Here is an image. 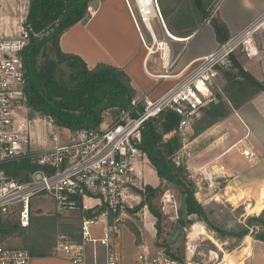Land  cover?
Here are the masks:
<instances>
[{"label":"built area","instance_id":"1","mask_svg":"<svg viewBox=\"0 0 264 264\" xmlns=\"http://www.w3.org/2000/svg\"><path fill=\"white\" fill-rule=\"evenodd\" d=\"M125 1L139 29L137 14L130 0ZM135 2L141 21L152 37V43L148 44L141 33L143 43L149 54L160 53L164 69L160 76H174L172 35L167 30L159 0ZM154 17L158 18L166 31V38H157L151 24ZM24 22L20 25L21 35L18 38H0V159L34 155L38 168L24 181L8 177L0 171V264L33 263L34 256L29 249L8 244L5 229L14 217L22 227L30 226L32 198L40 193L52 196L57 214L81 215L84 242L92 243L95 249L98 243L106 246V264H122L123 256L113 245L112 239L119 234L121 223L129 217V209L137 208L144 202L142 193L146 192L147 183L143 181L142 170L146 153L141 143L146 122L164 110L171 109L181 115L174 132L182 134L199 116L201 109L215 100L214 83L220 68L227 70L232 66L233 53L242 47V51L250 57V49L255 45L257 57H260L262 50L258 41L260 36L264 38V15L247 25L242 32L231 36L213 52L193 60L186 68L192 69L188 75L159 97L143 94L139 100H133L131 107L123 110L112 124L100 128L70 129L67 143L47 149L32 148L30 120L20 117L17 112L18 103L25 100L27 83L21 52L30 33ZM140 102L143 103L141 110ZM135 110L138 111L136 115ZM55 139L58 141L57 137ZM239 150L247 157L255 156L245 146H239ZM201 169L204 178L200 181L189 171L190 178L199 186L204 179L211 186L212 180L217 181L227 173L225 165H219V173L212 172L208 165ZM91 212L95 216H90ZM98 224L103 225L100 237L95 236L92 230ZM52 254L57 258L68 259L73 264H87L83 244L72 242L64 234L58 235ZM134 264L182 262L178 257L163 251L155 255L139 253Z\"/></svg>","mask_w":264,"mask_h":264},{"label":"crops","instance_id":"2","mask_svg":"<svg viewBox=\"0 0 264 264\" xmlns=\"http://www.w3.org/2000/svg\"><path fill=\"white\" fill-rule=\"evenodd\" d=\"M29 6L30 0H0V38H18L16 28L26 20ZM165 7L167 16L164 21L168 32L172 36L184 38L183 40H176L174 37L171 39V42H176L179 45L184 43L177 54L176 47L174 46V49L172 45L175 61L172 71L174 76L164 78L160 76L164 71H152L149 68L151 62L153 65H157V59L154 57L156 53H148L141 32L137 29L125 0H97L96 4L90 7V17L76 23L63 33L60 38V46L65 52L80 55L87 62L89 68L95 67L100 62L123 68L141 95L149 94L154 98L159 97L188 75L192 69L186 68L193 60L213 52L220 45L210 17L196 23L191 20L184 25L175 19V15L178 14L177 11L169 12V2L165 3ZM215 13L227 23L231 36H235L242 32L247 25L264 15V0H221ZM18 18H20L19 22ZM193 18L197 19L196 16H193ZM162 29L166 38L168 35L163 27ZM246 69L251 70V67H246ZM254 75L257 76L255 73ZM257 77L261 79V77ZM32 133L37 132L32 130ZM198 135H204L206 142L203 154L204 162L200 166L206 167L209 165L212 172L218 173L221 172L219 165L227 167L226 176L219 178L217 180L218 184L214 185L215 182L212 180L213 186H210L207 181L203 192L204 200L202 204L204 208H218L221 210L228 208L226 214L222 215L224 217L223 223L226 225L234 224L235 226L244 224L254 213L260 214L262 211L250 213L249 208L250 206H258L257 203L260 197H262L261 200H264V91L239 108H233L226 117ZM196 140L194 138V142ZM40 144H43L42 139ZM239 146L249 148L255 153V156L247 157L243 155L239 150ZM144 162L143 171H146L147 159ZM199 196L200 194H198V198H200ZM145 205L139 210L149 208L148 204ZM136 214L130 213L129 217L121 223L119 234L112 239L113 245L123 256L122 264H134L139 253L145 252L155 255L152 252L154 247L163 249L160 246L163 243L160 242L161 235L159 236L158 231L154 230L158 221L150 220V217L148 218L145 213L144 226L151 227L152 230H147H151L153 235L149 240V233H146L138 224L139 221L137 222L135 218ZM59 220L62 222L60 227L64 228L65 219ZM133 223L136 225L139 235L133 231ZM203 223L200 224L204 226L205 233L200 235L209 237L215 243L216 239L209 233L208 226L206 227V224ZM102 226V224H98L92 227L95 236H101ZM179 226V224L175 226L174 233ZM81 229L82 224L80 227L81 241L77 242L73 238L72 241L74 240L73 242L76 244H83L87 264H106L108 248L98 243L95 249L92 243H85ZM231 230L234 231L235 229ZM211 231L213 230L211 229ZM17 233H20V231L16 232L15 238L19 237ZM56 236L52 239L51 245L46 248L33 247L37 252L40 251L38 254H33L29 249L33 256L39 255L42 257L40 263L36 259L33 260L32 264H42L44 262L46 264H73L68 259L57 258L52 254ZM172 237L173 235L171 241L174 242ZM246 240L230 252L240 254L238 257L230 258L228 261L224 260L221 264H264V240L253 239L250 251L242 253ZM215 244L219 247L217 243ZM9 245L19 247L17 243L10 242ZM219 248L222 249V247ZM188 251L193 257L195 254L194 248L193 251L188 248ZM194 263L198 264V262Z\"/></svg>","mask_w":264,"mask_h":264},{"label":"trees","instance_id":"3","mask_svg":"<svg viewBox=\"0 0 264 264\" xmlns=\"http://www.w3.org/2000/svg\"><path fill=\"white\" fill-rule=\"evenodd\" d=\"M96 2L97 0H30L29 12L24 22L30 33L29 40L21 52L27 72L26 105L33 114L49 118L58 126L69 129L100 128L106 120V114L114 115L113 121H116L123 110L131 107L133 100H139L142 97L123 68L104 62L89 68L80 55L65 52L60 46L63 33L76 23L90 17V7ZM166 2H169V12L177 11L181 5L187 4L189 11L187 12L185 8L183 14L191 17L193 21L195 20L193 16L187 13L201 12L202 14L197 13L200 19L210 17L220 44L231 37L227 23L217 13L211 15V12H206L207 6L204 0H159L164 18L167 16ZM212 4L208 7L210 8ZM195 16L198 18L196 14ZM244 55L247 54L242 49L237 50L232 54L233 64L230 69L220 68L218 79L222 82V91L220 89L221 92L219 90L214 92L215 100L201 109L196 120L202 128L197 131V134L226 117L233 108H239L264 91V83L243 68V62L239 56ZM142 107L143 103L140 102L139 110ZM134 114H138V111L135 110ZM180 119L181 115L171 109L150 118L143 128L141 143L147 162L153 166L159 178L174 183L183 192L184 207L179 209L180 217L172 224L173 229L177 224L181 229L186 226L185 224L190 226L185 219L187 207L190 217L194 215L199 217L197 213L201 214L207 226H211L213 231L229 238L240 239L249 233L251 226H264V209L260 215L247 219L250 227L238 232L213 225L207 218L204 206L198 198L197 183L190 178L188 167L176 159L182 142L178 133L174 131ZM198 125L195 126L196 129ZM37 168L38 164L34 155L0 159V171L8 177L21 181L29 179ZM159 190L160 186L147 185L146 192L142 193L144 202L137 208L129 210L134 214L148 204L158 218L157 227L160 236L162 229L159 222L162 212L153 204V199ZM89 215L95 216L92 212ZM12 220L5 229L6 240L8 241L9 237H15L16 232L20 230L17 235L23 236L25 243L29 242L25 234L32 226V220L29 227H22L17 221ZM192 223H194L193 220ZM66 224L64 223L63 226L65 227ZM73 229L71 228L68 234L77 242L81 241L80 229ZM132 229L139 235L134 223ZM170 234L172 236L173 233ZM257 238L264 240V234L258 235ZM170 242H172L171 239ZM32 247H35L33 243ZM35 248L31 251L33 254H38L40 251L37 252ZM167 252L178 257L170 249Z\"/></svg>","mask_w":264,"mask_h":264},{"label":"rangeland","instance_id":"4","mask_svg":"<svg viewBox=\"0 0 264 264\" xmlns=\"http://www.w3.org/2000/svg\"><path fill=\"white\" fill-rule=\"evenodd\" d=\"M220 1L221 0H204L207 6L206 12L209 11V13L211 12V15L214 14L218 6V3ZM130 3L132 5V8L137 14V18L139 21V29L138 28L137 29L145 37L147 43L151 44L152 37L148 29L146 28V26L141 21V18L137 11V5H136L135 0H130ZM211 3L213 4L209 8L208 6ZM185 8H187V12H188L189 9L187 7V4H184L178 8L177 10L178 14L175 15V19H177L180 22V24L182 23L184 25H185V22H188L189 20H191V17H186L185 14H183V12H185ZM189 13L187 14L191 16H195V14L198 16L197 13L202 14L201 12L196 13L195 11L191 14ZM201 20L202 19H200V17L198 16V18L195 19L194 21L196 23V22H201ZM19 21H20V18H18V22ZM151 24H152V27L157 37L159 39L165 38L162 26L158 18L156 17L152 18ZM16 31H17L16 32L17 37L21 35L20 24H19V27L16 28ZM258 43L261 46L260 48L262 50L259 55L260 57L258 59H257V55H251V54H250V57L247 55H244V56H239V58L243 62L242 64L243 68L252 75H254V73L257 74V76L261 77V79L258 78L256 75L254 76L264 83V38L263 36L259 37ZM171 44L173 45V47L174 46L176 47V54H177L178 50L184 43L179 45L176 42L172 41ZM239 49H242V47H240ZM254 53H257V51H254ZM154 57L155 59H157V65H153V63L151 62L149 65V68L152 71H158V72L164 71V69L162 70L160 53L154 54ZM246 65H249V66H246ZM245 66L249 68L251 67V70H247ZM261 74H263V76H261ZM214 84L215 85H214L213 91L216 92L217 90H219V92H221L222 91L221 80L217 78ZM253 98L254 97H252V99ZM18 105L19 107L17 109V112L19 116L24 117L27 120H30L31 129L33 130V132H37V133H32V148L33 149H37V148L40 149L41 147L42 148L44 147L45 149H47V148L55 146L56 144H59V143L65 144L69 141V137L71 133V130L69 128L58 126L53 121H51L49 118H44L36 114H33L31 110L27 107L25 100L20 101ZM114 117L115 116L112 114H106V117H105L106 120L104 121V123H102V125L107 126V125L112 124L114 122L113 121ZM196 119L185 129V131L182 134H178L182 142V146L176 154V159L179 160L180 163L186 165L189 171H191L193 175H196L195 177L200 181V180H203L204 178V175L202 174L203 170L202 169L200 170V168H202L203 166H200V164L204 162L203 154H204L206 142H205L204 135L199 136L197 134V131L201 129L202 126L198 125L199 122H197ZM196 125H198L197 129L195 127ZM55 137L58 138V141L55 139ZM194 138L197 139L195 142H194ZM41 139L43 141L42 145L40 144ZM194 144L196 145L195 147H194ZM208 167L209 169L211 168L209 165ZM144 171L142 170V177H143V181H145L147 185H152L153 187L160 186V190L157 192L155 198L153 199V204L157 210L162 212V217L159 222L161 229H162L160 242H163V244L165 245H163L162 243L160 244L163 249L154 247L152 250L153 254L162 253L163 251H165L166 253L168 249H170L171 252H173L175 255H177L181 259L180 261L182 262V264H189V263L194 264V262H198V264H221L222 262H224L225 260L224 256H226L227 253H229L233 259L234 257H238L240 255V254L238 255V254L230 253V252L231 250H234L238 246L242 245L247 235H250V238L252 237L251 239L252 241L253 239H256L258 235L264 234V226L259 225L257 227L256 226L250 227L247 221L244 224H241L238 226H235L234 224L226 225L225 223H223L224 217L222 215L226 214L227 210H229L228 208H224V210H221L218 208H207V209L204 208L207 214V218L213 223V225L215 224L218 227L219 226L225 227L227 230L235 229L234 231H237V232L248 226L250 227L249 233L247 235H245L244 237L240 239H237V238H229V237L221 235L220 233L213 232L211 231L212 229L211 226H208L207 229L209 233L216 239L215 243H217L219 247H222L223 249L222 250L209 237L200 235L201 233H205V228L203 225H198V223L200 224L204 222L203 224H206V221L204 220V217L201 214L196 212L200 218L196 215L191 216V219L194 222L192 223V220L190 219V213L187 207L185 219L186 221L190 223V226L189 225L187 226V224H185L186 226H184V228L181 230L176 240L174 242H170V239H171L170 233H173L172 235H174V229L172 227V224L178 221L179 209L181 207L182 208L184 207L183 192L174 183L166 181V180L161 181L157 175L156 170L153 168V166L149 162L146 165V171L145 172ZM214 182H215L214 185L218 184L217 181H214ZM206 183H207V180L204 179V181L200 183V186L199 184H197L199 188L198 194H200L199 199L201 203H203V200H204L203 192H204L205 186L207 185ZM261 199L262 197H260V199L258 200L257 204L259 205L254 206L256 207L255 210L251 211V209L249 208L250 213L257 212V211L261 212L264 209V200H261ZM136 213H137L135 216L136 221L137 222L139 221L138 224L141 225L142 229H144L146 233H149L148 238L149 240H151L152 238L151 236H153L151 234L152 229L151 227L147 228L144 226V219L146 215L148 216V218L150 217L149 218L150 220L153 219L155 221H158V218L154 215V213L151 211L150 208L146 210L141 209L137 211ZM255 215H260V214L254 213V215L252 216H255ZM62 218L65 219L64 222L67 223L64 228L60 227L62 222H60V220L58 221V219H62ZM12 219L16 221L17 218L14 217ZM81 222H82V219L79 213H71L67 216H64V215L61 216L57 214L55 210V202L52 196L49 195L48 193H40L32 198V226L27 230L28 232L26 231L27 233L25 234L29 242L25 243L23 236H19L17 238L9 237L8 241L9 243L10 242L17 243L19 247H26L30 250L33 249L32 243L34 244L35 247L39 249H43L50 245L52 239L55 238L56 233H57V236H56L55 242L59 234L66 235L68 239L72 241V236L68 234V231H70L71 228L73 229L74 227L75 229L73 230H76V229L79 230L80 228L78 227H81ZM68 225L70 226L68 227ZM205 226L207 227V224ZM147 229H151V230L148 231ZM157 229L158 227L156 225L154 230L157 232L158 231ZM167 231L169 232L167 233ZM195 245H196V248H195ZM188 248L192 251L194 248L195 254L192 257V259L190 258L191 255L189 254ZM36 259L40 263V260L42 259V257L39 255H35L33 260H36ZM42 264H46V263L44 262Z\"/></svg>","mask_w":264,"mask_h":264},{"label":"bare ground","instance_id":"5","mask_svg":"<svg viewBox=\"0 0 264 264\" xmlns=\"http://www.w3.org/2000/svg\"><path fill=\"white\" fill-rule=\"evenodd\" d=\"M141 1H142V0H141ZM172 37H174V39H176V40H183V39H184V38H180V37H178V36H172ZM250 50H251V51H250V54H257V53H258V50H257V48H256L255 45L252 46V48H251ZM254 51H257V53H254ZM263 195H264V189H263ZM250 209H251V211H253V210L256 209V207L250 206ZM246 239H247V240H246V245L244 246V249L242 250V253H244V252H246V251H250V249H251V238H250V236L247 235V238H246ZM230 258H232V257L230 256L229 253H227V255H226V257H225V261H226V260L228 261V259H230Z\"/></svg>","mask_w":264,"mask_h":264},{"label":"water","instance_id":"6","mask_svg":"<svg viewBox=\"0 0 264 264\" xmlns=\"http://www.w3.org/2000/svg\"><path fill=\"white\" fill-rule=\"evenodd\" d=\"M180 232H181V227L179 226V227L176 228V231H175V233H174V235H173V237H172V240H173V241L176 240V238H177V236L180 234Z\"/></svg>","mask_w":264,"mask_h":264}]
</instances>
